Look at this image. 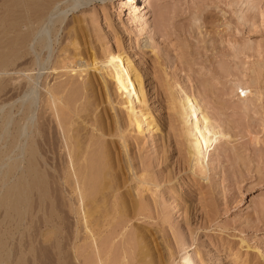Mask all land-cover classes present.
Segmentation results:
<instances>
[{"label": "bare ground", "instance_id": "bare-ground-1", "mask_svg": "<svg viewBox=\"0 0 264 264\" xmlns=\"http://www.w3.org/2000/svg\"><path fill=\"white\" fill-rule=\"evenodd\" d=\"M90 1L0 0V94L7 86L3 76H10L16 90L11 102L0 103V264L14 255L8 240L18 235L15 264L28 251L36 260L41 242L54 264H68V251L74 264H164L146 234L134 227L127 231L145 211L149 191L133 167L127 137L135 130L158 132L161 125L146 105L142 77L129 57L99 55L88 20L68 16ZM150 2L130 7L140 31L148 24ZM190 97L171 103L185 120L189 166L203 175L221 131ZM125 169L137 182L130 190H124ZM27 231L31 241L22 258ZM117 238L123 245L129 241L119 255ZM180 260L194 264L188 254Z\"/></svg>", "mask_w": 264, "mask_h": 264}, {"label": "rangeland", "instance_id": "rangeland-1", "mask_svg": "<svg viewBox=\"0 0 264 264\" xmlns=\"http://www.w3.org/2000/svg\"><path fill=\"white\" fill-rule=\"evenodd\" d=\"M125 1L92 0L68 16L88 20L99 55L129 57L142 77L146 105L161 125L158 132L135 130L127 137L133 167L149 182L145 211L129 222L128 233L135 228L146 234L164 264H181L186 254L194 264H264V0H151L142 31L130 14L141 0ZM3 80L0 103H8L16 90L10 76ZM185 94L220 126L203 175L189 166L185 120L171 103L175 98L180 104ZM124 174V190H130L137 182L126 169ZM30 232L21 240L22 258ZM14 238L8 244L17 255ZM42 244L36 260L28 251L22 264H54ZM126 248L129 241L116 242L117 255ZM69 253L67 263L74 264ZM13 256L1 264H15Z\"/></svg>", "mask_w": 264, "mask_h": 264}]
</instances>
